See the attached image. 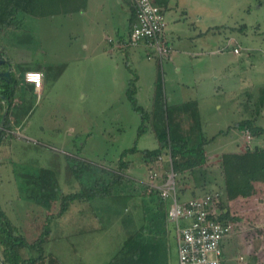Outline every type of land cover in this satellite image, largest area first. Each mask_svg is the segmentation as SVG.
<instances>
[{"label": "rangeland", "instance_id": "rangeland-1", "mask_svg": "<svg viewBox=\"0 0 264 264\" xmlns=\"http://www.w3.org/2000/svg\"><path fill=\"white\" fill-rule=\"evenodd\" d=\"M97 1L92 0L88 7L90 19L86 14L84 17L74 14L75 9L85 7L86 0H40L45 4L43 8L50 6L59 10L58 14L21 17L19 28L7 29L0 36V50L6 52L18 77L26 66L35 69L42 65L45 70L40 92L19 85L25 94L24 112L28 114L21 124H14L16 133L10 134L12 138L8 140V159L0 158V211L21 228L30 244L41 241L46 234L42 264L54 258L63 264H107L122 248L130 230L141 223L139 198L127 211L135 216V227H126L123 218L114 216L105 228L99 229L96 221L91 224L82 220L83 213L76 212L74 204L62 215L64 197L80 190L73 163L85 160L109 171L116 170L123 152L136 146L140 152L128 157L129 174L137 179L147 178L154 169L166 172L170 164L171 156L163 155L162 162L153 164L148 172L142 152L159 147L152 130L155 122L148 121V131L140 135L143 117L127 95L130 80L136 78L140 89L136 97L138 104L149 110L155 79L161 72L156 58H149L142 44L119 48L113 32L105 29L106 19L102 20L101 16L94 21L92 11ZM261 1H207L204 15L218 23V29L201 36L207 49L198 69L200 85L195 90H200L201 111L195 117H200L209 141L206 149L209 164L202 167L204 171L196 172V176L193 174L196 180L192 174L177 177L182 199L186 189L180 188L184 184L181 180L185 179L186 186L196 188L191 198L219 192L220 213L230 211L232 216L240 218L231 221L234 229L224 239L225 252L228 250L224 253L229 256L226 264H252L253 260L255 264H264V134L249 137L236 127L246 120L264 127ZM107 13L109 16L110 11ZM118 15L121 25L123 15L122 18ZM190 16L199 19L195 14ZM243 25L247 27L244 32L239 30ZM228 37L236 39L231 46H227ZM239 46L241 54H236L234 47ZM211 49L215 52H210ZM181 59L184 62L175 64L165 60L163 63L161 75L171 103L180 101L171 93L177 87L172 84H178V80L190 84L179 98L196 96L191 58ZM177 64L183 67L182 74L177 71ZM192 106L191 112H195ZM191 112H177L174 116L175 122L181 119L185 131L196 124ZM4 114L0 110V117ZM90 208L93 206L88 205L87 212ZM51 215L58 217L50 221ZM168 235L170 263L177 264L176 234L171 225ZM25 253L28 257L40 256L36 249ZM0 264H9L3 248H0Z\"/></svg>", "mask_w": 264, "mask_h": 264}, {"label": "trees", "instance_id": "trees-1", "mask_svg": "<svg viewBox=\"0 0 264 264\" xmlns=\"http://www.w3.org/2000/svg\"><path fill=\"white\" fill-rule=\"evenodd\" d=\"M151 1L164 11V8L168 7L171 0ZM261 4L264 6V0L261 1ZM44 5L43 2L40 3V0H0V36L7 29L19 28L18 22L22 21L20 20L21 17L30 15L47 17L58 14L59 10L50 9V6L43 8ZM133 9L134 14L128 26L129 36L122 43H127L137 23L134 4ZM239 30L244 32L247 30V27L243 25ZM0 58L7 60L4 50H0ZM7 62L12 64L9 60ZM36 67L32 69L26 66L21 73V77L11 72V78H7L9 83L0 78V89L2 90L0 91V98H5L7 103V112L3 115L6 117L4 130L0 137V147L7 132L13 129L14 124L18 125L19 122L21 124L28 114L24 112L25 101L23 100L14 108V100L20 92L19 85L25 82V73L31 70H39ZM156 93L159 98L156 100L155 106H160L165 112H157V110L149 112L141 107L136 98L135 79H131L129 82L127 90L128 98L134 108L143 117V124L140 127L139 134L141 135L148 131V121L151 120L155 122V128L152 130H154L159 142L157 149L144 150L142 152L145 163L153 167V164L160 163V157L170 155L177 177L204 166L207 163L206 149L209 141L203 133L200 117H195L198 116L199 112L190 113L192 117H195L194 121L196 124L193 125V129L192 126L188 131H185L181 126V119L175 122L177 117L174 118V116L177 112H171L167 108L166 102L160 99L163 94L162 81L158 82ZM262 94V99H264V88H262ZM3 116L0 117V122ZM236 127L243 132L249 131L254 137L264 134V127L256 125L253 120L240 122L236 124ZM172 129L175 130L173 131ZM138 152L140 150L136 146L125 150L116 170L109 171L85 160H81L77 164L73 163L72 165L76 166L73 167V170L77 178L76 180L80 185V190L64 197L60 213L62 215L67 213L70 208L72 209L74 204L76 212L83 213L81 215L83 217L82 220L91 222V224H94L96 221L98 226H100L99 229L105 228L106 223L112 221L114 216L123 218L126 227H135L133 225L135 216L129 214L127 211L133 205L134 200L139 198V204L142 209L141 223L136 228L130 230L122 248L107 264H171V243L168 235V226L170 225L167 222L169 203L160 196L158 190L150 191L146 182L135 181L129 174L131 163L126 158L130 154ZM88 205L93 206V209L90 208L89 212L86 209ZM135 206L136 204H134ZM61 214L60 217H62ZM53 217L56 218L58 216L51 215L49 217L50 221L53 220ZM239 219L232 216L230 211L222 214V220L224 221H239ZM13 224L6 213L0 211V248H3L8 263L42 264L41 259H43L42 253L44 251L42 244L45 241L46 234L42 235L41 241L30 244L22 233L21 228ZM32 249L38 250L40 256L28 257L25 251ZM47 264H63V262L54 258L50 259Z\"/></svg>", "mask_w": 264, "mask_h": 264}, {"label": "built area", "instance_id": "built-area-1", "mask_svg": "<svg viewBox=\"0 0 264 264\" xmlns=\"http://www.w3.org/2000/svg\"><path fill=\"white\" fill-rule=\"evenodd\" d=\"M136 8L137 23L127 43L119 48L145 45L149 58L161 61L170 57L171 46L164 35L167 27L163 9L151 0H132ZM230 44V43H229ZM240 53V48L234 49ZM45 70L25 73V83L40 92L44 86ZM251 137L249 131H246ZM164 157L159 158L161 163ZM166 172L151 170L146 181L149 190H158L169 203L167 222L176 234L178 264H226L223 240L232 233L234 224L222 220L219 192L183 200L177 185L172 160ZM243 260V258H241Z\"/></svg>", "mask_w": 264, "mask_h": 264}, {"label": "crops", "instance_id": "crops-1", "mask_svg": "<svg viewBox=\"0 0 264 264\" xmlns=\"http://www.w3.org/2000/svg\"><path fill=\"white\" fill-rule=\"evenodd\" d=\"M91 1L92 0H86L85 7H81V9H76V11H74V14H77V13L81 14L83 17L86 14L91 19V13L87 12ZM207 1L208 0H171L170 1L168 7L164 8L165 18H166V23H167V27H166L164 37H165L166 41L168 42V44L171 46L172 51H171L170 57L167 59H164L163 61L156 58L157 64L159 66V72L160 71L162 72L163 63L165 60L173 62L176 64L178 61L184 62L183 59H181L183 57L191 58V65L192 66H190V67H191V71L194 73V77H195V80L193 81V84H195V86H193L194 90H195L196 86L198 88L200 85V84H198V80H197L199 78L198 69L201 66V60H202L201 58H202L203 54L206 52L205 49H207L206 46L202 44L203 39L201 38V36L208 34L210 32V30H212L211 32H217V29H218V28H216L218 26V23H213V21L210 20V18L208 19V16L204 15L205 14V6L208 3ZM210 1L212 2L214 0H210ZM131 2H132V0H98L97 2H94L96 4L95 9L92 11L94 13V21H98L101 18V16H102V20L105 21V19H106V24H105L106 28L105 29L113 32V34H114L113 38L116 41V43H118V44L123 42L124 39H127L129 36L128 26H129V23L131 22L133 14H134L133 3H131ZM94 3H92V4H94ZM192 5H196L197 7L193 8ZM106 6H107V10H106ZM88 11H90V8ZM107 11H110L109 16L106 15ZM214 12H215V10H214ZM118 14H120V15H118ZM191 14H195L196 17L199 16L200 21L198 18L196 20L191 19V16H190ZM117 15L120 18H122L121 15H123V18L121 19V21H122L121 25L118 23L119 18H117ZM222 26L223 25H221V28H222ZM212 28H215V29H212ZM93 32L95 33V30ZM108 37L109 36H107V38ZM114 40H113V42H114ZM235 40H236L235 38L228 37L227 46H231L233 41H235ZM184 43H189V44L184 46ZM113 48H114V46H113ZM235 48H238V47H234V49ZM239 48H241V47L239 46ZM210 52H215V51L211 49ZM239 54H241V52ZM11 66H13V64H11ZM12 68L14 71L15 68L14 67H12ZM36 68H39V70L44 69V67L42 68V65H40ZM176 69L179 72V74L183 73V67L182 66H178V64H177ZM161 72L158 75V78L155 79L154 88H153L154 89L153 90L154 91L153 92V102H152L151 106L149 107V110L151 112H154L155 110H157V112H165V110L163 108H161L160 106L159 107L155 106V102L159 98V97H157L156 87L158 85V82L162 81L163 94H162V97H160V99L166 102L167 108H169L171 110V112H191L193 109L192 105H196V106H194L195 110H196L195 112H199L200 100H199V93L198 92L200 90L198 89V92L196 90L194 91L195 95H196L195 99H192L191 97H188V98L185 97L184 99H181V98H179V95H181V93L185 94L188 91V87H190V84L188 82L178 80V84L177 83L172 84V85H175L177 87H175L174 89H171L172 90L171 93H172V95L176 94L177 95L176 100L177 101L180 100V101H178V103H176V102L171 103L170 102L171 101L170 93L168 92V90L166 88V86H167L166 81L164 82V77H163V74L161 75ZM170 79H171V77H170ZM173 79L174 78H172L171 80H173ZM136 82H137V79L135 78V84H136ZM21 84L26 85L27 87H32L34 89L33 86L26 84L25 82L21 83ZM0 87H1V83H0ZM136 89H137L136 97H138V94H139L138 90H140V89L137 88V86H136ZM0 91H2V90L0 89ZM23 100H25V94L23 95V92L20 89V92L18 93L17 99H15V102H14V108H16ZM221 108H219V110H221ZM0 110H3V112H5V113L7 112V103H6L5 98H0ZM0 124H1V122H0ZM15 128H16V125H13V129L11 131H8L7 134L5 135L4 139H3L2 145L0 147V158L2 157V160L8 159L7 158L8 152L7 151H8L9 144H10L8 142V140H9L10 136L12 138V135H10V134L16 133ZM202 128L204 129L203 124H202ZM215 154L217 155L218 153H215ZM208 158L209 157L207 156V163L204 166L209 164ZM126 160L130 161L131 159H129V157H128V158H126ZM145 165L147 166V170L149 172L150 171L149 169L152 168V166H148L146 163H145ZM204 166H202V167H204ZM202 167L197 168V169L190 171V172H186L184 175L192 174V177H194L193 174H195L196 172L199 173V170H201ZM202 171H204V170L202 169ZM131 176L135 181H138V182L139 181L140 182H146L148 179V176H147V178H144L142 180L137 179L133 175H131ZM180 176L182 177L183 175H180ZM195 176H196V174H195ZM194 179H195V177H194ZM183 182H184V184L180 188L186 189L185 191H183V200L185 201V200H189L192 197V194L196 190V188L192 187L190 184H188L186 186L185 182H187V181L185 179L181 180V183H183ZM224 247H225V240L223 241V248ZM224 252H225V248H224ZM225 253L227 254L228 250ZM226 256L227 255H225V260H226ZM227 257H229V256H227ZM255 263H256L255 260H253L252 264H255ZM177 264H178V261H177Z\"/></svg>", "mask_w": 264, "mask_h": 264}, {"label": "flooded vegetation", "instance_id": "flooded-vegetation-1", "mask_svg": "<svg viewBox=\"0 0 264 264\" xmlns=\"http://www.w3.org/2000/svg\"><path fill=\"white\" fill-rule=\"evenodd\" d=\"M8 71H10V74H11V72H13V68H12L11 64H9L7 62V60L0 58V78L5 80V82H7V83H9L8 80H7V78H9V77H6L5 74ZM10 78H11V75H10Z\"/></svg>", "mask_w": 264, "mask_h": 264}, {"label": "water", "instance_id": "water-1", "mask_svg": "<svg viewBox=\"0 0 264 264\" xmlns=\"http://www.w3.org/2000/svg\"><path fill=\"white\" fill-rule=\"evenodd\" d=\"M5 75H6V77H9L10 78V71H8ZM5 117L6 116H3L2 121H1V124H0V137H1V134H2V132L4 130Z\"/></svg>", "mask_w": 264, "mask_h": 264}]
</instances>
